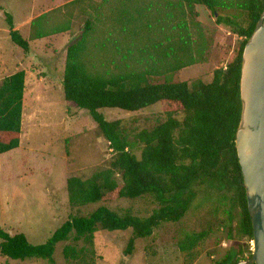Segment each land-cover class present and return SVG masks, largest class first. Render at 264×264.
<instances>
[{"label":"rangeland","instance_id":"374dc122","mask_svg":"<svg viewBox=\"0 0 264 264\" xmlns=\"http://www.w3.org/2000/svg\"><path fill=\"white\" fill-rule=\"evenodd\" d=\"M72 1L0 0V84L16 72H25L20 145L0 154V226L10 235L24 234L33 245L44 243L71 216H86L100 206L140 219L161 207L151 195L85 208H72L68 203L67 179L85 180L110 169L114 154L89 113L64 100L67 48L83 39L81 60L89 72L100 76L147 68L144 54L127 48L128 37L112 15L120 0H80L68 5ZM183 10L181 34L188 33L195 44L203 43L205 59L168 78L150 77V83L169 79L190 87L197 81L209 84L214 70L224 66L229 54L240 46L241 39L216 21L219 15L238 16L235 8L218 9L216 16L196 3ZM5 13L12 15L15 29L29 42L28 53L11 42ZM42 15H46L42 25L49 36L33 39L31 22ZM87 22L91 29L83 33ZM99 112L109 122L119 121L131 142L139 132L166 120L159 104L133 113L118 109ZM175 117L181 120L183 115ZM142 149L137 143L132 153L139 159ZM116 179L120 183L119 176ZM187 196L191 203L184 217L163 223L147 238L136 239L130 254L126 250L131 229L107 232L98 228L91 246L70 239L56 246L51 260H11L0 253V264H217L228 256L232 261L248 259L252 241L238 226L240 211L232 194L197 183ZM72 245L85 248L84 256L66 259L63 250Z\"/></svg>","mask_w":264,"mask_h":264},{"label":"trees","instance_id":"16d2710c","mask_svg":"<svg viewBox=\"0 0 264 264\" xmlns=\"http://www.w3.org/2000/svg\"><path fill=\"white\" fill-rule=\"evenodd\" d=\"M194 3L214 15L218 9L235 8L238 16L219 15L216 21L229 27L241 39L240 46L229 54L224 66L214 70L209 84L197 81L190 87L186 82L169 79L150 83V77L168 78L204 61L203 43L195 44L196 39L188 33L181 34L185 25L179 23L185 6ZM115 9L112 15L128 37L125 39L129 40L127 48L140 50L147 58V68L104 77L89 72L82 62L83 39L67 48L62 79L64 100L68 106L89 113L114 154L110 169L85 180L67 179L68 203L72 208H85L151 195L161 207L148 218L140 219L100 206L86 216H71L39 245L31 244L22 233L10 235L0 226V253L6 258L51 260L61 242L72 239L75 244L82 242L91 246L98 228L107 232L131 229L126 250L130 254L136 239L147 238L163 223L178 222L184 217L191 203L187 195L197 183L232 194L240 211L238 226L243 236L250 241L253 239L235 136L241 115L242 53L264 11V0H231L229 4L224 0H120ZM45 17L39 16L31 22L33 39L49 36L42 25ZM5 21L11 42L28 53L29 42L15 29L12 15L5 13ZM90 29L87 22L83 33ZM130 53L128 49L127 57ZM24 90V71L14 73L0 84V154L20 145ZM156 104L161 105L166 120L151 130L136 134L134 142L129 141L119 121L109 122L99 112L118 109L133 113ZM177 115L183 118L179 120ZM137 143L143 145L139 159L132 153ZM84 253L85 248L78 250L77 245L66 246L63 250L66 259L81 258ZM251 257L252 253L248 259ZM237 262L228 256L217 264Z\"/></svg>","mask_w":264,"mask_h":264},{"label":"water","instance_id":"95a60500","mask_svg":"<svg viewBox=\"0 0 264 264\" xmlns=\"http://www.w3.org/2000/svg\"><path fill=\"white\" fill-rule=\"evenodd\" d=\"M240 73L241 115L235 149L253 230V249L250 259L236 264H264V11L244 46Z\"/></svg>","mask_w":264,"mask_h":264}]
</instances>
